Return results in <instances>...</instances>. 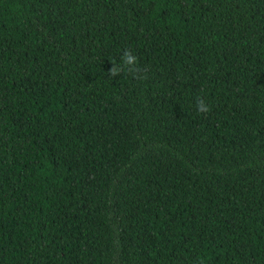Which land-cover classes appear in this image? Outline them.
Masks as SVG:
<instances>
[{"label":"trees","instance_id":"16d2710c","mask_svg":"<svg viewBox=\"0 0 264 264\" xmlns=\"http://www.w3.org/2000/svg\"><path fill=\"white\" fill-rule=\"evenodd\" d=\"M0 264H264V0H0Z\"/></svg>","mask_w":264,"mask_h":264},{"label":"clouds","instance_id":"9594fccd","mask_svg":"<svg viewBox=\"0 0 264 264\" xmlns=\"http://www.w3.org/2000/svg\"><path fill=\"white\" fill-rule=\"evenodd\" d=\"M142 69L139 67L138 57L130 49L124 50L118 63H112L108 76L115 78L121 75H130L133 78H139ZM146 78V77H144ZM196 110L201 115H206L211 111V106L203 98H198Z\"/></svg>","mask_w":264,"mask_h":264}]
</instances>
